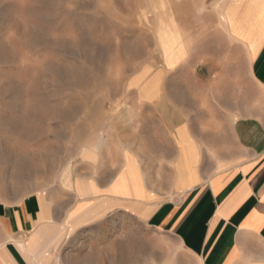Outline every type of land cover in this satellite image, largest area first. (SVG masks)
Segmentation results:
<instances>
[{
	"label": "rangeland",
	"instance_id": "obj_1",
	"mask_svg": "<svg viewBox=\"0 0 264 264\" xmlns=\"http://www.w3.org/2000/svg\"><path fill=\"white\" fill-rule=\"evenodd\" d=\"M221 1L0 0V205L48 191L81 148L116 138L120 124L164 122L167 91L197 90L199 69L222 72V93L256 89L244 47L264 38V1H242L257 6L241 21L238 5L224 27ZM46 248L42 264H192L166 231L122 213L58 231Z\"/></svg>",
	"mask_w": 264,
	"mask_h": 264
},
{
	"label": "crops",
	"instance_id": "obj_2",
	"mask_svg": "<svg viewBox=\"0 0 264 264\" xmlns=\"http://www.w3.org/2000/svg\"><path fill=\"white\" fill-rule=\"evenodd\" d=\"M256 47H244L256 88L245 97L222 93L220 70L199 69L197 90L167 91L164 122L120 124L116 138L81 148L48 191L1 204L0 264H42L58 231L113 213L166 231L192 264H264V38Z\"/></svg>",
	"mask_w": 264,
	"mask_h": 264
},
{
	"label": "bare ground",
	"instance_id": "obj_3",
	"mask_svg": "<svg viewBox=\"0 0 264 264\" xmlns=\"http://www.w3.org/2000/svg\"><path fill=\"white\" fill-rule=\"evenodd\" d=\"M242 1L244 0H222L221 1V6L220 8L224 9L223 11H220L217 15L218 17V20H219V23L221 26H226L229 24L230 22V19L232 17V14L235 12V11H238L239 8H238V5L241 6V16L239 17L241 21H243L244 17H246L245 15V9L248 8V7H252L253 5L254 6H257L255 5V3L250 4L249 5L246 3V4H243ZM247 1V0H246ZM236 2L237 5H235L234 3ZM205 7V6H204ZM205 18V17H204ZM242 23H239V25H241ZM237 25V26H239ZM257 48V47H256ZM253 52V51H252ZM87 150V149H86ZM30 209V208H29Z\"/></svg>",
	"mask_w": 264,
	"mask_h": 264
}]
</instances>
